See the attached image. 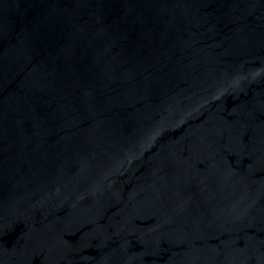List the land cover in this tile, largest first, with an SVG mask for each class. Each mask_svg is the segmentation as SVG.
Masks as SVG:
<instances>
[{
    "label": "water",
    "instance_id": "95a60500",
    "mask_svg": "<svg viewBox=\"0 0 264 264\" xmlns=\"http://www.w3.org/2000/svg\"><path fill=\"white\" fill-rule=\"evenodd\" d=\"M0 264H264V0H0Z\"/></svg>",
    "mask_w": 264,
    "mask_h": 264
}]
</instances>
